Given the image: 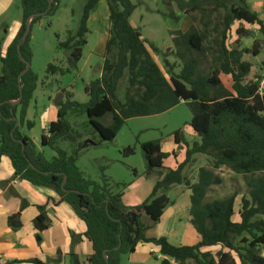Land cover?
I'll return each instance as SVG.
<instances>
[{
  "label": "trees",
  "instance_id": "obj_1",
  "mask_svg": "<svg viewBox=\"0 0 264 264\" xmlns=\"http://www.w3.org/2000/svg\"><path fill=\"white\" fill-rule=\"evenodd\" d=\"M101 0H87L76 33L69 32L58 46L71 50L74 65L83 55L90 31L91 12ZM168 16L179 17L177 9L196 18L200 15L204 29L194 26L185 32L178 30L174 38L175 52L184 62L179 72L164 52L165 71L154 59L152 52L160 49L142 36L130 18L136 9L131 0H106L109 30L101 76L85 85L89 99L80 103L66 92V99L58 103L57 120L42 136V145L56 154L48 159L34 141L20 129L25 124L27 110L38 86L39 76L32 70L33 50L29 44L32 27L45 16H52L59 0H20L21 25L3 56L0 55V158L8 156L15 175L37 186L52 187L59 199L49 198L38 207L34 219L38 232L50 224L48 209L67 202L86 224V237L93 253L87 257L90 264H121L122 257L136 251L139 243H152L165 256L160 264H264V89L262 76L249 78L252 64L243 60L245 53L264 54V21L247 0H161ZM221 18L213 30L219 36L207 44L208 26L213 16ZM257 25L261 40L251 48L241 47L237 39L228 46V33L234 22ZM28 26L31 30L25 35ZM238 34H247L239 28ZM211 52L212 70L200 71V56ZM28 65H30L28 67ZM264 66V61H263ZM70 68L49 63L47 75L64 74ZM125 82L124 98L118 95L120 84ZM64 92V91H63ZM185 103L192 112L189 125L198 139L188 142L182 129L174 132L176 143L186 146V158L176 169L166 168L163 160L168 156L160 140L141 143L147 172L157 173L149 197L141 204L127 207L122 202L124 189L115 190L101 167L100 181L93 180L78 166L80 152L105 141H113L129 119L164 113ZM68 113L88 117L89 124L99 134V140L83 139V134L69 122ZM111 116L109 124L100 121ZM86 122L83 123L85 125ZM69 142L71 152L58 143ZM135 152L134 146L123 149L124 155ZM195 154L211 157L209 166L198 170L196 182L184 173ZM226 168L241 175L246 194L241 198L240 221H233L237 193L224 198L207 200L210 188L222 183L217 170ZM174 185L191 190V224L200 235L195 245H175L167 237H147V231L160 221L164 210L173 203L167 192ZM20 211L9 216L14 230L23 224ZM220 246L213 253L211 247ZM34 264H50L39 259ZM9 264V263H7Z\"/></svg>",
  "mask_w": 264,
  "mask_h": 264
},
{
  "label": "rangeland",
  "instance_id": "obj_2",
  "mask_svg": "<svg viewBox=\"0 0 264 264\" xmlns=\"http://www.w3.org/2000/svg\"><path fill=\"white\" fill-rule=\"evenodd\" d=\"M87 0H59V6L52 16H45L37 22L31 31L29 44L33 50L32 70L39 76L38 87L35 91L33 104L32 119L36 122L35 132L40 133L42 130L41 115L48 111L57 110L58 103L66 99V92L72 93V99L85 103L89 97L85 93V85L91 80L101 76L103 69V57L107 42V32L110 24L108 20V8L104 1H100L90 19L87 44L83 48V55L80 61L74 63L67 58V50L59 48L60 41L66 40L69 32L76 33L80 26L81 17ZM135 5L130 20L137 29L142 33V36L149 42L156 45L159 53L152 52L154 59L160 65L163 71L164 66V52H168V60L175 65V72H179L183 66V61L175 52L174 36L178 30L185 32L194 26L196 29L202 31L204 26L199 20L200 15L195 13V19L189 15L181 13L176 5L172 9L177 13L178 19L174 20L168 16V9L161 0H131ZM20 2L16 3L11 12H15ZM106 4V7H103ZM15 9V10H14ZM254 10V9H253ZM256 11V10H254ZM20 12L22 10L20 7ZM20 14V17L22 15ZM16 15V12H15ZM261 19L264 21V10H260ZM221 18V14L213 16V22L208 26L209 35L207 44H212V38L218 37L219 34L212 31L214 23ZM7 18L0 20V46L4 43L7 35ZM243 28L247 30V34H238L237 30ZM170 34L174 36L171 37ZM262 35L259 33L257 25L242 24L238 21L234 22L231 30L228 33L227 44L229 47L238 39L241 47L251 48L256 40H261ZM200 59V71L209 73L212 70V55L210 51ZM243 60L249 61L252 64L249 78L255 76H262L264 78V54L263 52L258 56L252 53H245ZM49 63L61 65L63 68H70L64 74L47 75L46 68ZM1 66V62H0ZM45 84V85H44ZM264 89V82L261 83ZM125 82L120 84L118 95L121 99L124 98ZM64 91V92H63ZM54 119H57V113L54 112ZM192 112L188 105L181 103L178 106L170 109L168 112L145 116L135 117L129 119L122 129L118 132L113 141H105L98 145L91 146L80 152L77 161L78 166L86 173L87 176L93 180L100 181L102 170L105 167L104 174L110 179L115 190L124 189L123 186H117L119 183L129 185L136 179L135 175L144 178L146 173V163L141 149V143L159 138H166L170 133L184 128L185 123L190 120ZM71 125L83 134V139L86 137L93 140H99V134L93 129L88 122V117L83 115L78 117L68 113L67 116ZM104 124H109L111 116L106 115L100 119ZM86 122L85 125L83 123ZM58 145L68 152H71L72 145L69 142L59 141ZM127 146H134L135 152L131 155H124L123 149ZM56 153L50 148L46 147L44 156L48 159ZM211 157L200 154L197 158L195 168H187L186 173L191 180L197 179L198 168L201 165L209 166ZM135 171V172H134ZM222 178V183L214 185L210 188L207 200L224 198L233 193H237L235 202V216L238 219V210L241 206V198L246 194L245 182L241 175H238L226 168L216 171ZM171 197V193H169ZM156 223L153 224V226ZM154 228V227H153ZM152 234L159 231L158 226L153 229ZM142 248H139V255ZM213 253L220 250L219 246L210 248ZM138 255V256H139ZM147 259L139 260L133 263L131 254H126L122 257L121 264H160L161 259L159 253L148 254ZM145 260L147 262L145 263ZM189 264H193L189 261Z\"/></svg>",
  "mask_w": 264,
  "mask_h": 264
},
{
  "label": "crops",
  "instance_id": "obj_3",
  "mask_svg": "<svg viewBox=\"0 0 264 264\" xmlns=\"http://www.w3.org/2000/svg\"><path fill=\"white\" fill-rule=\"evenodd\" d=\"M104 1L106 2V0H101L102 3ZM18 2L20 0H0V20L7 18L6 27L8 29L5 41L0 46L1 56L4 55L21 25L20 4L16 10L14 9L16 15L15 12H11L12 7ZM247 2L260 16V10H264V0H247ZM105 5L103 7H106ZM93 13L94 11L91 12L88 21L89 28L91 27L90 19ZM106 35L108 38V32ZM170 36L173 37L174 35L170 34ZM33 110H35V107L32 99L27 110L26 120L32 121L34 126L28 129L25 124H22L20 129L32 138L37 149L44 154L47 146L42 145V136L48 134L49 125L57 120L54 119L53 113H57L58 109L52 110L50 113L46 111L40 116L42 120L40 133L35 132L37 125L31 117L33 116ZM190 120L185 123L184 128L180 127L179 129H182L184 139L191 143L198 137L189 125ZM175 131L166 138H159L162 150L168 154L163 160V165L171 169H176L185 160L187 149L183 143H176ZM199 156L200 154L193 156L192 161L184 170L185 174L188 173L187 168L189 166L191 169L196 167L195 164ZM202 166L204 165L196 169L199 170ZM145 173L144 178L135 175L136 179L124 189L122 202L125 206H136L149 197L159 176L157 173L147 172L146 169ZM196 180L194 179L192 182H196ZM169 193H171V197ZM167 196L173 203L164 210L160 221L147 231V237L165 236L175 245L197 244L201 237L191 224V190L184 185H174L167 192ZM50 197L55 200L59 199V195L54 188L37 186L17 177L10 158L5 155L0 158V258L2 259L0 264H34L32 262L34 259L50 264H90L87 257L93 253V247L85 235L86 224L76 215L67 202H60L48 209L50 224L44 231L38 232L35 228L34 219L39 214L38 207L46 204ZM241 207L242 203L238 210L239 218H232L235 222L240 221ZM18 211L21 212L20 220L23 226L14 230L10 227L8 219L9 216ZM157 226L159 228L158 233L152 234V228ZM140 247L142 250L139 255ZM152 250L155 252L153 253ZM156 252L159 253L161 260L165 258L160 253L159 247L152 243L141 242L138 244L136 251L131 253L132 262L136 263L143 260V258L147 259L148 254H156ZM170 261L171 264H177L172 259ZM146 262L147 260H145Z\"/></svg>",
  "mask_w": 264,
  "mask_h": 264
},
{
  "label": "water",
  "instance_id": "obj_4",
  "mask_svg": "<svg viewBox=\"0 0 264 264\" xmlns=\"http://www.w3.org/2000/svg\"><path fill=\"white\" fill-rule=\"evenodd\" d=\"M30 30H31V27L28 26L27 31H26L25 35L23 36V40L26 39L27 34L29 33ZM67 52H68V53L66 54L67 58H69V59L74 63L73 58H72V51H71V50H67ZM29 66H30V65H28V67H29Z\"/></svg>",
  "mask_w": 264,
  "mask_h": 264
},
{
  "label": "built area",
  "instance_id": "obj_5",
  "mask_svg": "<svg viewBox=\"0 0 264 264\" xmlns=\"http://www.w3.org/2000/svg\"><path fill=\"white\" fill-rule=\"evenodd\" d=\"M152 252L154 253L155 251L154 250H152ZM0 262H2V259L0 258Z\"/></svg>",
  "mask_w": 264,
  "mask_h": 264
}]
</instances>
